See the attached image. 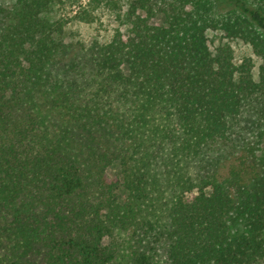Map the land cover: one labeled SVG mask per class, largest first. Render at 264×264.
I'll return each mask as SVG.
<instances>
[{"label":"trees","instance_id":"trees-1","mask_svg":"<svg viewBox=\"0 0 264 264\" xmlns=\"http://www.w3.org/2000/svg\"><path fill=\"white\" fill-rule=\"evenodd\" d=\"M78 5H0V264H125L110 240L128 223L164 242L168 264H264V175L242 150L262 146L264 117L257 146L236 141L245 105L264 110V0ZM103 13L104 39L68 29ZM207 31L253 56L211 49ZM152 167L170 186L161 221L137 216L159 194Z\"/></svg>","mask_w":264,"mask_h":264},{"label":"rangeland","instance_id":"rangeland-1","mask_svg":"<svg viewBox=\"0 0 264 264\" xmlns=\"http://www.w3.org/2000/svg\"><path fill=\"white\" fill-rule=\"evenodd\" d=\"M87 0H54V10L56 15L63 13H73L78 8V4L81 2L84 4ZM0 5L6 8H10L13 5V0H0ZM114 24L113 18L108 14L103 13L100 18L91 23H80L76 21H70L68 24V29H71L77 37H82L83 39H90L91 37H97L99 39H104L110 34V29ZM67 29V31H68ZM208 44L211 49L216 47L223 42H228L233 48L234 55L236 59H241L243 56H253L250 47L239 39H228L222 36L218 31H207ZM252 104H247L242 109V112L238 119V127L240 133L236 135L237 149L243 144L252 145L261 135L262 131V120L264 117V110L261 106L257 105L255 102ZM253 145L257 146L256 143ZM259 147V146H258ZM256 148L255 155L247 153V151L242 148L244 158L247 165H252L259 174L264 175V143L261 147ZM237 149L226 150L225 154L217 157V169L226 171L229 163L234 162L235 156L238 154ZM192 167H197L198 165H190ZM214 167L213 165H211ZM148 180H154V184L159 189V194L150 197L147 201L141 205V212H139L138 218L142 217L141 220H147L150 218L152 220L159 219L161 221L162 210L168 204L171 193L169 190V182L165 173L161 168L152 167L148 172ZM264 177V176H263ZM156 201H152V199ZM140 223H128L125 228L117 226L114 230L113 237L110 240L112 245H115L116 258L121 260L125 264H133V258L135 253L142 249L148 251L152 257V264H168L166 246L162 240L153 241L155 234L150 233L149 238L137 239L135 233H137V225ZM158 227L160 225H157ZM142 230V228H141ZM109 238L107 239V242ZM152 247V248H150Z\"/></svg>","mask_w":264,"mask_h":264}]
</instances>
